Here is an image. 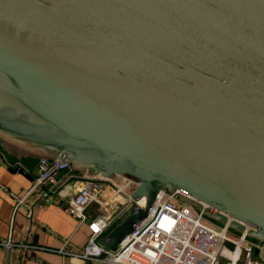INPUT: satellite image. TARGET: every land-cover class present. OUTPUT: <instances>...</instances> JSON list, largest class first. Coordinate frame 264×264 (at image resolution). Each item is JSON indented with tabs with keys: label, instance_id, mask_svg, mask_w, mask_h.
Listing matches in <instances>:
<instances>
[{
	"label": "water",
	"instance_id": "95a60500",
	"mask_svg": "<svg viewBox=\"0 0 264 264\" xmlns=\"http://www.w3.org/2000/svg\"><path fill=\"white\" fill-rule=\"evenodd\" d=\"M0 150L132 180L104 251L168 192L264 259V0H0Z\"/></svg>",
	"mask_w": 264,
	"mask_h": 264
},
{
	"label": "built area",
	"instance_id": "2783aa9c",
	"mask_svg": "<svg viewBox=\"0 0 264 264\" xmlns=\"http://www.w3.org/2000/svg\"><path fill=\"white\" fill-rule=\"evenodd\" d=\"M3 159L10 168L23 166L21 161ZM135 187L132 180L123 177L108 180L73 175L67 163L42 159L37 163V175L29 193L45 188L67 199L69 213L80 223H86L89 230L83 254L70 255L91 264H264L260 241L216 223L194 209L180 194L168 192L157 194L149 215L121 240L116 251H104L98 240L120 220L127 208L145 205L144 197L130 198ZM14 199L17 207L22 199ZM10 245L9 241H0V246ZM18 246L31 247L29 244ZM102 254L104 258H99Z\"/></svg>",
	"mask_w": 264,
	"mask_h": 264
},
{
	"label": "crops",
	"instance_id": "0c3cea01",
	"mask_svg": "<svg viewBox=\"0 0 264 264\" xmlns=\"http://www.w3.org/2000/svg\"><path fill=\"white\" fill-rule=\"evenodd\" d=\"M1 152L0 241H9L11 245L0 246V264H87L86 260L70 255L83 254L89 230L86 223H80L69 213L67 199L45 188L29 193L38 160L23 162V175L11 170L3 157L8 162L13 159ZM14 197L22 199L17 207Z\"/></svg>",
	"mask_w": 264,
	"mask_h": 264
},
{
	"label": "bare ground",
	"instance_id": "6f19581e",
	"mask_svg": "<svg viewBox=\"0 0 264 264\" xmlns=\"http://www.w3.org/2000/svg\"><path fill=\"white\" fill-rule=\"evenodd\" d=\"M120 185H123L121 181H119Z\"/></svg>",
	"mask_w": 264,
	"mask_h": 264
},
{
	"label": "trees",
	"instance_id": "16d2710c",
	"mask_svg": "<svg viewBox=\"0 0 264 264\" xmlns=\"http://www.w3.org/2000/svg\"><path fill=\"white\" fill-rule=\"evenodd\" d=\"M26 161H28V160H23L22 163H23V162H26Z\"/></svg>",
	"mask_w": 264,
	"mask_h": 264
}]
</instances>
